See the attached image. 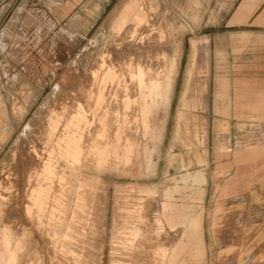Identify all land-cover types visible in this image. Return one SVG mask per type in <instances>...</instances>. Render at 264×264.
Wrapping results in <instances>:
<instances>
[{"label": "rangeland", "instance_id": "1", "mask_svg": "<svg viewBox=\"0 0 264 264\" xmlns=\"http://www.w3.org/2000/svg\"><path fill=\"white\" fill-rule=\"evenodd\" d=\"M239 1L0 0V264H208L264 229Z\"/></svg>", "mask_w": 264, "mask_h": 264}, {"label": "crops", "instance_id": "2", "mask_svg": "<svg viewBox=\"0 0 264 264\" xmlns=\"http://www.w3.org/2000/svg\"><path fill=\"white\" fill-rule=\"evenodd\" d=\"M233 18L234 26H245L247 33L264 38V0H240ZM250 218L253 221V214ZM224 233L230 235V243L214 246L215 258L207 259L208 264H264V229H226ZM239 235L242 240L235 239Z\"/></svg>", "mask_w": 264, "mask_h": 264}, {"label": "bare ground", "instance_id": "3", "mask_svg": "<svg viewBox=\"0 0 264 264\" xmlns=\"http://www.w3.org/2000/svg\"><path fill=\"white\" fill-rule=\"evenodd\" d=\"M163 2V1H162ZM75 25V24H74ZM138 32V31H137ZM150 41V40H149ZM152 43V42H151ZM143 45V44H142ZM124 46V45H123ZM115 47V46H114ZM148 47H150V46H148ZM116 50V49H115ZM140 51V50H139ZM142 51V50H141ZM153 52V51H152ZM126 53H128V52H126ZM139 53V52H138ZM135 54V53H134ZM129 56V55H128ZM116 57V56H115ZM131 57V56H130ZM121 60V59H120ZM153 67V66H152ZM153 70V69H152ZM89 78V77H88ZM80 86V85H79ZM130 86V85H129ZM75 87V86H74ZM80 88V87H79ZM91 105V104H90ZM114 132V131H113ZM31 155V154H30ZM31 157V156H30ZM33 158V157H32ZM28 162V161H27ZM37 162V161H36ZM36 165V164H35ZM29 167V166H28ZM30 168V167H29ZM28 171H29V169H28ZM30 173V172H29ZM26 174V173H25ZM29 177V176H28ZM26 187V186H25ZM24 196V195H23ZM24 200H25V198H24ZM23 202V201H22ZM30 203V202H29ZM15 215V214H14ZM143 234V233H142ZM144 240V239H143ZM142 243V242H141ZM144 244V243H143ZM153 246V245H152ZM142 249V248H141ZM138 250V249H137ZM128 252V251H127ZM146 252V251H145ZM84 254V253H83ZM61 258V257H60ZM146 263V262H145ZM147 264V263H146Z\"/></svg>", "mask_w": 264, "mask_h": 264}]
</instances>
